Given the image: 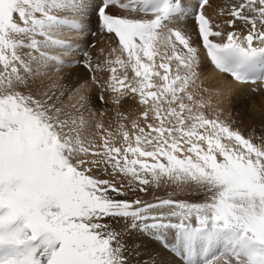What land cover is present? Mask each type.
Here are the masks:
<instances>
[{"label": "snow or ice", "instance_id": "1", "mask_svg": "<svg viewBox=\"0 0 264 264\" xmlns=\"http://www.w3.org/2000/svg\"><path fill=\"white\" fill-rule=\"evenodd\" d=\"M0 264H264V0H0Z\"/></svg>", "mask_w": 264, "mask_h": 264}, {"label": "bare ground", "instance_id": "2", "mask_svg": "<svg viewBox=\"0 0 264 264\" xmlns=\"http://www.w3.org/2000/svg\"><path fill=\"white\" fill-rule=\"evenodd\" d=\"M189 24L191 25V21H189ZM91 28H92V30L94 31L95 30V18H93V22H92V25H91ZM202 55H203V51H202V53H201ZM74 73V72H73ZM75 78V77H74ZM236 87H239L238 85L236 86ZM99 103V102H98ZM96 106L98 107V105H97V102H96ZM109 107V106H108ZM237 107L239 108V107H241V105H237ZM99 108V107H98ZM104 108V107H103ZM257 132H259V129H257ZM151 194H153V193H151ZM151 194L148 196V197H145V198H147V199H151L152 197H151ZM156 195H164V193L163 192H158ZM188 199H198V198H195V197H188Z\"/></svg>", "mask_w": 264, "mask_h": 264}, {"label": "rangeland", "instance_id": "3", "mask_svg": "<svg viewBox=\"0 0 264 264\" xmlns=\"http://www.w3.org/2000/svg\"><path fill=\"white\" fill-rule=\"evenodd\" d=\"M77 71L82 72V69H81V70H77ZM72 75H73V78H74V77L76 76V72L72 73ZM97 105H98V107L101 108V109H104L105 107H108V106L102 105L100 102H99V103L97 102ZM103 107H104V108H103ZM107 119H109V118H106V120H107ZM157 193H158V192H155V193L151 194V197L153 198Z\"/></svg>", "mask_w": 264, "mask_h": 264}]
</instances>
